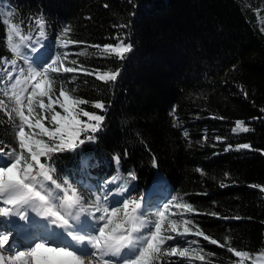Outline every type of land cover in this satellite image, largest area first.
<instances>
[{"label": "trees", "instance_id": "1", "mask_svg": "<svg viewBox=\"0 0 264 264\" xmlns=\"http://www.w3.org/2000/svg\"><path fill=\"white\" fill-rule=\"evenodd\" d=\"M121 43L131 45L122 57L105 51ZM13 47L36 54L39 68L59 56L52 92L33 97L32 121L49 99L61 114V90L87 101L78 111L106 117L98 139L78 150L86 163L75 153L52 154L58 183L70 177L85 208H95L96 198L81 183L107 182L120 192L131 185L137 200L147 192L142 219L154 231L159 208L161 235L175 237L151 264H264V0H0V73L19 57ZM113 72L115 82L97 78ZM9 85L0 84V155L23 159L20 106ZM100 101L105 111L93 106ZM23 127L26 139L51 142ZM170 224L183 231L167 230ZM186 246L199 259L178 255Z\"/></svg>", "mask_w": 264, "mask_h": 264}, {"label": "snow or ice", "instance_id": "2", "mask_svg": "<svg viewBox=\"0 0 264 264\" xmlns=\"http://www.w3.org/2000/svg\"><path fill=\"white\" fill-rule=\"evenodd\" d=\"M37 23L40 25V35L43 36L44 23L39 20ZM34 43L40 45V48L43 47L40 40H36ZM29 47L31 51L39 49ZM130 49V44L124 45L121 43L111 46L110 49L106 48L105 51H116L122 57ZM11 50L15 55L24 59L25 63L28 64L31 79L36 81L32 85V93L27 96L29 117H25L21 113L20 119L22 122L28 123L29 128H38L51 142L45 143L42 140H32L30 136L26 139L23 123L21 124L18 132L19 146L22 151L27 152V156L22 159L20 155H16L13 159L12 155L9 154L7 166L0 167V220L11 221L15 218L27 227L31 213L34 212L36 216L46 219L49 225L64 228L77 245L87 240L92 251L86 255H80L65 247L48 246L44 241L34 242L30 246L21 249L10 243L14 233L12 230L6 229L0 230V264H5L6 259L8 264H22V258L26 256L31 257L33 264H85V261H87V264H96V260L100 264H151L154 254L161 250V243L164 240H173L175 237L161 236L165 212L159 208L155 209V214L160 217L155 222V230L143 235L140 234L142 229H151L152 227L149 222L142 219L150 210L145 205L146 191L141 193L139 200H137L132 195L135 188L131 185H126L124 191L120 192L118 189H110L107 182L97 183L94 187L89 188H84L83 183H81L80 187L83 191L94 194L96 198L94 209L85 208L83 193L76 190L75 182L66 175L63 184H61L58 183L57 176L54 175L57 169L53 167L51 162L53 153H75L83 162H87L89 158L78 150L82 149V146L86 143L95 142L98 139L96 134L103 130V122L106 117L85 110L78 111L77 106L84 105L87 101L72 98L64 90H61L60 96L63 97L61 107L67 115L62 116L59 113L51 115V121L55 125L54 130H49L41 123L43 117L40 115L34 118V123L30 122L33 112V97H43L52 92V88L48 85L50 81L54 82V78L50 77L49 73L58 71L55 65L58 64L59 56H54L46 66L38 69L34 67L30 56L18 47H13ZM11 63L15 65V61ZM73 71L75 69L72 67H63L64 73H72ZM20 72H24L23 67L20 68ZM118 75V72L105 73L103 77L97 78L115 82ZM37 77L42 79L37 80ZM17 82H19V78ZM24 83H27V81H24ZM42 84L46 87L42 88ZM17 103H20L19 98ZM52 103L53 101L49 99L48 107H51ZM93 106L102 111L106 110L102 101L95 102ZM39 107L44 109L46 106L43 102H40ZM80 112L89 121L95 123L90 124L82 121L79 118ZM241 123H237L236 127L241 128ZM241 130L248 131L247 128ZM84 133L90 134L81 138ZM240 147L249 149L251 146L244 144ZM261 154L264 155V152ZM41 157H46L47 161L41 162ZM0 158H3V156L0 155ZM118 160L119 157H117ZM153 166H157L155 159L153 160ZM133 179H135L134 175ZM60 192H63L64 195L61 196ZM69 192H71V195H69ZM117 196H120L121 199H116ZM130 197L132 198L130 199ZM168 207V203L163 205L164 210H167ZM184 207L189 211L192 210L190 205H184ZM95 212H102V214L96 216ZM82 216L87 217L86 219L97 229L96 234L85 236L71 231L73 225H78L81 222ZM236 219H239V217H236ZM101 222L103 223L101 224ZM169 227H172V225L170 224ZM172 230L175 231V228ZM185 232H188L187 228H185ZM204 239L208 240L209 237L205 236ZM210 242L212 244L218 243L215 239ZM178 247L179 245L172 246V253H175ZM130 248H135L138 254L131 260L123 259V251ZM228 251H232V249L229 248ZM183 254V251H181L180 255ZM236 255L243 256L245 253L237 252ZM106 256L116 259L105 260L104 257ZM93 257L96 260H93Z\"/></svg>", "mask_w": 264, "mask_h": 264}, {"label": "rangeland", "instance_id": "3", "mask_svg": "<svg viewBox=\"0 0 264 264\" xmlns=\"http://www.w3.org/2000/svg\"><path fill=\"white\" fill-rule=\"evenodd\" d=\"M10 31L15 35V37L18 40L21 39L19 37L18 32L14 31V29L12 27L10 28ZM19 59H21V57H19ZM30 60L32 61L34 67L39 69L38 64H39L40 59H38V58H32L31 59L30 58ZM8 66H9V69L0 73V78H1L0 84L4 80L9 79L8 82L10 85H9L8 91L11 92L15 96L16 100L19 98V100H20V103H19L20 115L22 113L25 117H29L27 96L30 95V93L32 92V85L36 81L31 79L30 74L28 72V64L25 63L24 59H22V61H20V63L15 61V65L11 63ZM21 67H23V69H24L23 73L20 72ZM18 78H19V82H17ZM41 79H42L41 77H37V80H41ZM24 81H27V83H24ZM42 86H43V84H42ZM58 99H59L58 102L61 105V103L63 102V97L59 96ZM46 103L48 104V102H46ZM51 107L55 108L56 105L52 104ZM61 109H62V112L60 115H62V116L67 115V113L64 112V109L62 107H61ZM36 111L39 113V115L41 117H43V119L41 120V123L45 127H47L49 130H54L55 125H54V122L51 121V115L58 113V112L54 109H50V107H47L45 109H40L39 106H37ZM30 122L34 123L35 121H32L30 118ZM23 123L26 126H28V123H26V122H23ZM32 130L34 132L38 133L39 139H43L45 141H47V139H49L47 136H44L38 128H32ZM24 156H27L26 151H24ZM12 158L14 159L15 157L12 156ZM7 162H8V156H3V158H0V167L7 166ZM116 199H120V196H117ZM145 204H146V201H145ZM101 214H102V212H95L96 216H99ZM120 215L122 216L123 214L121 213ZM81 218H82L81 222L78 225H73V228L71 229V231L83 234L85 236H88L91 234H96L97 229L86 219L87 217L82 216ZM29 219H30L32 224L33 223L36 224V226H35L36 229L32 228L33 231H35V234L32 231L30 233V231L28 229L26 230V233H28V239L27 240L28 241L31 240L26 245L24 243H20L17 238H15L14 240H12V238H11L10 243L15 245V246H18V244H19L18 248L24 249L27 246H30L31 244H33L34 242L44 241L47 243L48 246L65 247L68 250H71V251H73L77 254H80V255H86L90 251H92V249L88 246L87 240H85L82 244L77 245L76 242L72 240L71 235H69V233L66 232L64 228H62V227L59 228L56 225H49L48 221L46 219H44L40 216H36V214L34 212L31 213V217ZM4 222H6V221L0 220V227L2 228L0 230L10 229L8 227H4V225H5ZM70 222H72V221H70ZM102 223L103 222H101V224ZM17 224L20 225V223L16 219L15 225H17ZM173 228H175V231L172 230ZM22 229H24V227H22ZM167 230H172L173 233H181L183 231V228L181 227L180 224H177V225H172V227L168 226ZM150 231H153V227H151V229H149V228L142 229L140 234L143 235L144 233H148ZM161 236H163V235H161ZM181 251H183V253H184L183 255H181L184 259L188 260L190 256L199 259L198 251L195 248H190V247L186 246ZM176 253H177V251H176ZM180 253H178V255H180ZM136 254H138V251H135V248L125 249L122 253V258L127 259V260H131L132 258L135 257ZM168 254L169 255L172 254V251L169 250ZM192 254H194V255H192ZM5 255L7 256V254H5ZM92 259L96 260L95 257H93ZM104 259L107 260V259H116V258L106 256V257H104ZM7 263H8V261L6 259L5 264H7ZM22 264H33L31 257L26 256V257L22 258ZM85 264H87V261H85ZM96 264H100V262L98 260H96ZM242 264H260V258H249V259L243 258Z\"/></svg>", "mask_w": 264, "mask_h": 264}, {"label": "bare ground", "instance_id": "4", "mask_svg": "<svg viewBox=\"0 0 264 264\" xmlns=\"http://www.w3.org/2000/svg\"><path fill=\"white\" fill-rule=\"evenodd\" d=\"M10 72V71H9ZM7 74V73H6ZM7 77V76H6ZM9 80V79H8ZM7 80V81H8ZM7 223H8V227H11V225H15L16 224V219L15 218H13L11 221H7ZM5 226V225H4ZM36 224H32L31 223V221H30V219H29V225L26 227V226H24L23 224H21L20 223V225L19 224H17L15 227H13V229H16V230H20L22 227H24V234H26V230L28 229L29 231H31L32 230V232L35 234V231H33V229L32 228H34V229H36ZM0 229H2L1 227H0ZM31 233V232H30ZM27 239H28V237H27ZM12 240H14L13 238H12ZM26 242H28V240L26 241ZM79 249V248H78ZM83 249V248H82ZM8 264V263H7Z\"/></svg>", "mask_w": 264, "mask_h": 264}]
</instances>
